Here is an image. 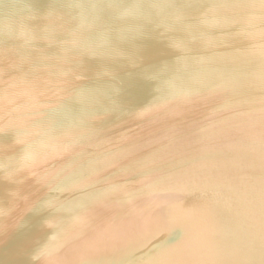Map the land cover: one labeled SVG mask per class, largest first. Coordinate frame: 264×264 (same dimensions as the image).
<instances>
[{
  "label": "water",
  "instance_id": "95a60500",
  "mask_svg": "<svg viewBox=\"0 0 264 264\" xmlns=\"http://www.w3.org/2000/svg\"><path fill=\"white\" fill-rule=\"evenodd\" d=\"M0 264H264V0H0Z\"/></svg>",
  "mask_w": 264,
  "mask_h": 264
}]
</instances>
